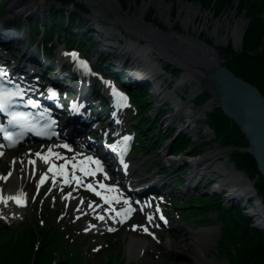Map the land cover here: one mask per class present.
Segmentation results:
<instances>
[{
  "label": "rangeland",
  "instance_id": "obj_1",
  "mask_svg": "<svg viewBox=\"0 0 264 264\" xmlns=\"http://www.w3.org/2000/svg\"><path fill=\"white\" fill-rule=\"evenodd\" d=\"M14 1H16V3H13ZM28 1L29 0H0V7H4L6 5L7 7H10L12 4L15 5L22 2H25L23 4L28 5ZM71 1L73 2L70 3ZM71 1H68L65 4L76 5L75 7H72V9L75 10H72V13L79 9L83 12H79L80 15L89 14V11L85 9L82 4L78 5L79 3L74 0ZM122 1L131 13L139 14L140 12L142 13L143 11H147V13L150 14L149 18L151 21L156 23L161 22V24L167 22V19L165 20V18H163V13L159 10V8L146 5L147 0ZM174 1L177 2L175 5L176 7H173V10H171L172 12L169 11V14L175 15L177 19H180V0ZM189 1L201 2L198 0ZM53 2L52 6L46 10L45 13L41 12L42 15L54 12L56 16L57 21L49 27L47 36H51V34H49L51 32H53L52 35H55L57 31L60 32V38L57 39V35H55L54 39L49 40L48 44L50 45V49L56 51L60 47H67L70 51L77 50L87 58L88 56H92V52L95 53L94 57L96 55L98 56V52L96 51L99 50L94 51L93 49L95 47L93 48V46L97 45L98 48H101V45L94 41V36L96 35L94 28L84 31L88 25H83L80 23L81 21H77L78 14H75L73 15L74 23L77 22L78 25L82 24V33L74 34L73 28L66 32L65 30L67 29V24L69 22L68 18L70 17H68L67 14L69 11L66 13L64 9H57L59 0H54ZM215 3L216 0H208L205 5L201 3L204 8L213 9L215 14L214 18L210 16L198 18L200 23L204 22L206 29H204V32L201 31L202 35L205 33V36L203 35L204 37L202 36V38H206V40L208 39L212 43L215 42L213 41L215 39L208 33V30L215 26V17L225 19L228 18L231 23L234 24V18L232 16H226L225 12H228L227 10L230 8H236V18L244 13L248 19V22L244 27L243 41L241 45L238 46L233 39H230V41H225V44L223 43L222 46L218 47L223 50L224 57L228 60V63L232 61L233 57H236L239 54L254 57L253 55L260 53L258 50L255 51L250 49L249 44L247 43V31L251 22L255 20L258 15L260 16L261 14L264 17V0H231L230 3H227L226 5L223 4L220 7L215 6ZM216 8H219V12H215ZM17 12L23 14L28 13V11L24 9L13 12L11 14V19H13V21H15V19L12 15H17ZM23 14L22 17L24 16ZM89 16H92L91 13ZM37 21L38 20H34V23H37ZM62 21H64V23H61ZM222 21L224 22V20ZM101 22L103 23V21ZM16 25H18V22ZM168 27L170 26H167L166 28ZM223 29L224 27H222V30ZM35 31L36 32L33 36L34 39L39 37L40 29L38 23ZM218 31H220V28ZM224 31L228 32L227 28L224 29ZM64 37L67 38L63 40ZM38 39L40 40V42H38V45L40 46L39 49H42L44 39L42 37ZM10 46L11 47L8 49L7 46H4V53L11 56L13 60L16 57L18 58V56L21 57L22 52L25 50L28 54H31L34 49L37 50V46L33 47V43L29 49H27L25 44H22L23 47L21 49L18 48L19 50L14 49V41L11 42ZM223 47H228V49H230V59L228 58L230 56L225 53ZM261 48V53L264 56V46ZM39 58L41 61L43 60L41 56H39ZM102 58L103 56H99L93 60L97 59V61L102 62ZM168 61V59L163 58V63L166 64L164 66L166 68V72L157 76V79H159L160 82H163L164 92L175 87L174 83H177V79L186 73L184 69H181ZM23 62L27 63L26 57ZM97 65L99 66L100 63L97 62ZM247 67L249 68V72L239 70V76H245L244 78H246L247 76L245 74H249L256 82L259 79V74L257 72V69L259 68L258 63L254 67L251 65H248ZM105 70L109 71L108 69ZM106 75V78L109 76L115 77L118 85L126 89L127 93H129V95L131 94V98H134L133 103H129V107L124 110L119 117L121 120L119 125L121 128L120 130H116L114 127L117 125L118 120H112V123L110 125L108 124V122L112 119L111 115L112 112L115 111V107L108 108V104L105 102L102 103V105H105V110H101L103 113V119L100 120L101 130L98 131L100 134H103L106 131H109L107 129V127H109L115 138L123 137L127 131H137V136L135 134L136 139H140V143L138 142L139 147L136 151L137 154L130 155L132 146H134L133 144L130 146L128 152V158L130 159L129 162L132 161L138 170L134 173L135 176H132V179H138L137 181L139 182L147 176L149 179L146 181L151 182L152 174L177 178L179 176L177 172L183 171L185 173L187 169H190L188 163L181 164L180 167H175L179 163L164 165L161 160L164 159L166 155L175 154L179 157L196 158L205 156V154L211 151L216 152V150H223L227 148L222 147L215 141L216 135L213 132L214 129L212 127L209 129L206 122L207 119L203 118L197 120L198 128L193 132V139L181 134L175 139L172 146L164 152V145L168 143L170 139L174 138L177 132L176 128L164 127L161 131L164 135H160V141L152 146L151 143L155 140L152 142L151 139L154 137V133L158 131L156 128L157 125H159L161 118L167 115V112L169 115L168 110L173 109L170 108L169 104L165 105L164 103L159 107L163 108V111H158L157 107L155 108V105L160 103L161 99H157L155 95L148 91L147 88L140 90L138 86L135 88L133 85L123 86L121 83L122 79L118 76H114V73H108ZM255 82L254 84L259 86V84ZM131 83H133V81ZM190 88H192L191 83L185 85L184 88L181 89V91H185V94H182L183 92L179 91V97L183 100H189V96H187V94L190 93ZM260 89L262 90L261 87ZM67 91L68 89H66L64 93ZM88 94L91 99H94V96L97 95L95 105L100 102L98 85L94 89L93 86H90ZM73 95L75 94L73 93ZM199 95L194 100H191L192 108L197 110H199L205 102L202 98L206 96L208 99L211 98L209 92H202L201 95ZM215 107L216 106H213L206 112L209 114L215 110ZM108 114L110 115L108 116ZM151 116H154L157 122L155 121L150 124L147 118L151 119ZM62 117L64 118V116ZM178 118L179 119L175 118L177 120H175L176 125H178L181 121L184 123V120L189 122V118L186 116ZM61 120L63 122V119ZM135 123H137V125L131 127V125ZM151 132L153 133L149 135ZM179 140L183 141H180L179 143ZM53 141L57 142L61 140L56 138ZM53 141L29 142L19 147L5 150V156H0V184L2 178L1 175H7V172L15 161L19 158L24 159L26 156H34L35 151L37 150L41 151L48 149L49 145ZM80 141L86 142L87 138ZM71 147L72 150H63L66 152L83 150L77 144H73ZM235 147L241 148L236 150H239V152L243 154H251L249 151L242 150L243 147H249V143L246 146ZM232 151L233 150L223 151V153L217 156L215 163L211 164L210 168L214 169L215 164L219 162H225L228 166H231L232 162L230 154ZM142 155H149V159L145 161V159L142 158ZM15 157L18 159L14 160ZM109 159H111V157H109ZM16 164L18 168H22L21 162H17ZM114 167L115 165L113 164L110 167H107L106 170L114 172L116 171L114 170ZM39 174L40 172L38 170L29 171L26 173L25 178L21 179L28 190V200L24 205H10L9 208L6 207L5 209L0 207V264H33L35 261V253L37 250L42 249L44 245L46 246L47 243H50L51 246H56V244H58V251L49 259L47 264H55L56 262L63 263L64 261L62 258H68L78 264H195V259L191 253L199 251L197 249L198 244L202 246L200 251L201 254L208 259H211L212 257L216 259H225L229 263L233 264V260L240 255L243 247L249 244L255 236V230L250 228L251 226L249 227L251 224L244 216H241L242 211L237 210V206L241 205V202L237 204L227 202L225 198L227 193L226 190L214 193L209 191L213 182L222 179V176L220 177L217 174L210 178L206 186L203 185V182L209 178L203 179L199 185H197L196 190H188L186 193H180V191L176 188L170 193L153 190L145 195V199L151 200L152 202L151 210L154 212V215L157 217L156 209L158 206L163 208L170 218V223L173 226H178V229L160 226V221L157 219H154L153 221L150 220V222L145 219L147 213L146 210L144 211L136 208L129 211L126 221H120L119 218V221L115 222L110 217L111 211L109 209H105L106 205L104 203L98 204L97 202L101 200V197H99L97 192H94L92 189H96L94 186H99V184H94V186L89 187L88 190L84 187L85 185L90 184L81 182L80 180L77 182V179L69 180L59 178L56 181L48 180L46 182H40ZM120 174L121 172L117 171L115 175L106 177L104 173H98V175L95 176L87 175L86 178L88 181L97 179L98 182H100V180L115 182L117 184V191L121 193L124 192L125 189L122 188L121 185V187L119 186L115 178V176L119 177ZM185 176L187 175H183L181 179ZM119 179H121V177H119ZM177 180L180 181L179 178ZM182 187H184V189L186 188L185 186ZM132 199L134 201H141L139 198ZM251 202L253 203V200ZM236 210L237 214L234 218L232 213H236ZM133 225H135V227ZM150 232H155V235H152ZM31 233L34 235L33 241L31 244H27L26 239L28 241ZM131 236L142 237L145 239L146 242L141 251L134 249V246H132V250L128 251L127 244ZM187 238L190 239L189 243H187ZM57 239H59V241ZM30 248L33 252L28 254L27 249Z\"/></svg>",
  "mask_w": 264,
  "mask_h": 264
},
{
  "label": "bare ground",
  "instance_id": "obj_2",
  "mask_svg": "<svg viewBox=\"0 0 264 264\" xmlns=\"http://www.w3.org/2000/svg\"><path fill=\"white\" fill-rule=\"evenodd\" d=\"M53 1L54 0H29L28 5L23 4L25 2H22V3H17L15 5L12 4V7L10 8L13 9L14 12L24 9L28 11V13H32L34 17L41 18V16L45 15V14L42 15L41 12L45 13V11L52 6V4L54 3ZM81 1L87 3V7H89L90 13L92 15L91 19H94L97 23V26L100 25L101 27L97 29L102 33L100 36H102L104 39L106 38L107 41H109V46L112 49V52H114L113 57L108 58L109 63L112 62L115 63V61L117 60L124 62L126 65L127 63L126 60L130 59L131 65L135 67V69L130 70L132 73L137 72L136 68H138L140 70L147 71L144 74H150V76L153 77H157V75H161L164 71L166 72V68L164 67L166 64L163 63V57L160 56V53L161 52L165 53V51L170 52L171 50L172 52L178 51L182 54L185 53L189 54L193 50L194 41L196 42L199 39L206 40V38H202L203 35L205 36V33L203 35L201 34V31L204 32L205 29L204 22L200 23L198 18L199 17L205 18L207 16L214 18L215 15L213 9L211 10L204 8V6L200 2L198 3L196 1L180 0V7H181V9L179 10L180 19H177L175 15L169 14V11L173 10V7H176L175 5L177 2H175L174 0L172 1L147 0L146 3L147 6L151 5L159 8V10L163 13L162 15L163 18H165V20L167 19V22H165L164 24L170 27L166 28L167 26L161 24V22L158 23V26H160V28H162L164 31L169 32L168 33L169 41H168L167 39L158 36V34L152 30V26H149L147 24L148 22L151 21L149 18L150 14H148L147 11H144L142 13L140 12L139 14L131 13L130 10L124 5L122 0H81ZM13 3H16V1H14ZM119 5L121 7H119ZM124 8L127 13L123 12ZM227 11L228 12H225V15L232 16L234 18L235 23L232 24L230 19L228 18L225 19V18L215 17V26L212 29L208 30V33L211 34V36L215 39L213 41H215L218 44L217 46H222L225 41L228 42L230 41V39H233L236 43H238L243 38L244 27L247 24L246 16L244 14H241L236 18L235 17L236 8L234 10L230 8ZM72 14H76V13H72ZM81 19H83L82 21L86 22V20L83 17ZM47 20L50 21L49 18H47ZM222 20H224V22ZM4 21L7 22L9 25L13 24V20L12 19L9 20V17L8 19L5 18ZM101 21H103V23ZM30 23H32V21ZM71 23L74 24L73 21ZM0 26H1L0 27V54H1L0 57L2 59H5L6 57L4 58V56H2V54H4L5 52L4 46H8L9 44H11V41L9 40L12 39L14 33L10 34L12 28H8L9 26L4 25L3 23L0 24ZM222 27H224V29L227 28L228 32L224 31V29L222 30ZM219 28L220 31H218ZM96 39L97 37L94 36V41H96L97 43ZM207 42L212 44L210 40H208ZM44 46H46V44H44ZM96 47L97 45L93 46L94 49L92 48L94 51L99 50L96 51L98 52V56L96 55L95 57H94L95 53L92 52V56L94 58L101 56L102 55L101 53H103L102 51H100L101 50L100 48L98 47L96 48ZM18 48L21 49L20 43L18 44ZM65 50L69 52L67 47H63V48L60 47L59 49L56 50L55 56L53 57L57 64L62 63L63 61L64 63L66 62L64 65L65 68L64 67L62 68V72H64V70L66 69V76H68L69 79H71V83L75 84L80 82L81 80H79L78 77L83 78L85 81L90 78H93L92 75L94 74H91V76L86 77L88 75L89 69L92 72H95V69L90 67L89 59L86 56L84 58L83 56L73 57L71 55L72 52H70L69 54H65L67 55L65 56L62 54V52ZM47 52L53 53L49 48H44L42 53L43 55L47 56L46 54H44ZM27 57H28L27 59L29 60V58L34 57V55L33 53H31V55L28 54ZM166 57L171 59L167 54ZM175 58L180 60L179 55H176ZM21 60L24 59L22 58ZM81 61H87V66L83 65ZM168 62L171 63L170 61ZM22 64L28 65L25 62H22ZM182 64H184V62ZM51 67H55V66H51ZM97 67L98 65H96V68ZM194 67L199 72L201 69H205V66L201 65L199 61L194 65ZM51 70L54 71V68H51ZM195 79L198 80L199 78L196 75L194 76L193 75L190 76L189 74L188 76L183 75L179 79H177V83L175 87H173L171 90L169 89L166 90V92H163V97L166 96L165 98L168 97L176 101L175 105H173L175 107V112L172 113L171 117H168L166 119L168 120L167 123L168 124L175 123L176 120L175 118L179 119L178 117L182 118L183 116H186L189 118L188 119L189 122H186V120H184L185 121L184 123L181 121L182 124L177 125L178 128L181 130V132H184L182 126H185V128L190 129V131H192L193 133L198 128L197 120L201 119L203 115V110L200 109L197 110L192 108L191 106V100H194L197 97L196 94L197 88L193 90V87L199 85L198 81H196ZM104 83L108 90L110 88L112 89L111 86L112 82L111 84H109L107 81H105ZM190 83L192 84V88H190V93L187 94V96H189L190 99L183 100L181 97H179L178 93L179 91H181L182 88H184L185 85ZM162 85L160 84L158 86L159 89L162 88ZM183 92H184L183 94H185L184 90ZM81 99L85 100V97ZM124 102H125L124 98H122L121 103H119L118 101L119 108L118 110H116L117 115H119V113L124 108L123 107ZM168 103L169 102H167L166 105H168ZM117 143L120 144L122 142L118 141ZM65 144L66 143L63 142H52L49 145L48 149L35 151L34 156H26L24 159H20V158L18 159L17 157H15L14 160L17 159L18 160L14 162L12 167H10L9 171L7 172V175L5 174L1 175L2 178L0 184V207L5 209L6 207L9 208L10 205H21V204L24 205L26 203V201L28 200V190L21 179L22 178L24 179L26 173H28L29 171L38 170L40 172L39 174L40 182H44L48 180L56 181L59 178L61 179L66 178L69 180L79 178L81 182H87L91 186H94V184H99L97 179L88 181L86 178L87 172L89 170L88 167L90 165L89 161L91 160L88 159L83 160L82 157L79 156L80 152L77 153L72 152L70 154L64 153L63 148H67L65 147ZM3 145L4 144L0 141V151H2ZM168 147H171V145L170 144L166 145L163 148V151L165 152ZM82 149L87 150L88 148H82ZM38 152L41 153V155L38 156L37 155ZM56 153H59V155H55ZM221 153H223V150H216V152L211 151L205 154V156L191 158L190 161H192L194 165H200L204 167V169H206L211 175L217 174L220 177L222 176V179L218 181L219 187H223V188L225 187L229 190L240 188V191L243 192L247 191L252 193L253 186H251L248 180L244 176H241V174H239L238 172H235L232 169V167L228 166L225 162L216 163L214 169L210 168L211 164L215 163V159ZM2 154H4L5 156L6 153L2 152ZM45 155H47V159L44 158ZM174 157L181 158L175 154H173V157L170 158H174ZM182 158H186V157H182ZM55 159H58V161H55ZM17 162L22 163V168L17 167L16 164ZM53 162L55 163V168H52L50 166V164H52ZM167 162H172V159L171 161L168 160ZM61 165H63L62 168L60 167ZM79 171H81L82 174H78L77 172ZM137 171L138 170L136 168L134 167L130 168L127 166L122 171L123 176L119 182L123 184L125 182L131 183L136 181V179H132V176H135L134 173ZM105 173H107V175H105ZM105 173L104 175L106 177L112 175L111 173L108 172ZM42 176L44 177L43 180H41ZM189 176H191V174ZM53 177H55V179H53ZM137 184L139 183L137 182L131 184V189L133 191L137 189L135 187ZM142 186L143 185L139 186L138 188H142ZM96 189L99 192L104 193L105 197H107L108 199H110L116 194H119L118 191H114L112 189H104L100 185ZM17 195H19L21 199H23L24 203H17L16 200L12 198ZM127 201L129 202L130 200ZM262 202L263 201L258 199L256 202V206H253L251 211L257 214V218H259L260 221L264 222V205H263L264 202L263 203ZM125 204L127 205V203ZM149 208L150 206H148L147 212L151 213V209ZM110 217L112 220L117 218L116 215H112V214H110ZM186 240L187 243H189L190 239L187 238ZM145 242H146L145 239L142 237L131 236L127 244V249L128 251L132 250V246H134V249H137V251H141V249L145 245ZM197 247L199 251H197L196 253L193 252L191 253L193 258L195 259V264H222L220 262L209 261L208 258L205 257L200 252L202 246L198 244Z\"/></svg>",
  "mask_w": 264,
  "mask_h": 264
},
{
  "label": "water",
  "instance_id": "obj_3",
  "mask_svg": "<svg viewBox=\"0 0 264 264\" xmlns=\"http://www.w3.org/2000/svg\"><path fill=\"white\" fill-rule=\"evenodd\" d=\"M81 2L85 3L84 1ZM85 4L87 5V3ZM119 7L121 6L119 5ZM123 12L127 13L125 8ZM246 20L248 22L247 18ZM147 24L152 26V30L156 32L158 36L169 41V32L160 28L158 23L150 21ZM242 41L243 40L239 41L237 45H241ZM217 45L216 42L211 44L206 40L199 39L196 42L194 41L193 50L189 54H182L178 51L172 52L170 50V52H161L160 56L168 59L179 68L184 69L186 76H188V74L190 76L196 75L199 78L198 80H196L197 78L195 79L198 81L199 85L193 87L194 89L197 88L196 93L209 92L211 95L208 102L199 108L203 110L202 118H205L206 111H209L213 106L221 107L224 113L237 123L242 133L245 135L246 140L249 142V147H243L242 150L249 151L253 154L257 161L259 171L264 177V93L259 86L239 76L229 67L228 60L224 57L223 50ZM166 54L171 59L166 57ZM176 55H179L180 60L175 58ZM198 61L201 65L205 66V69H201L200 72L194 67ZM183 62L184 64H182ZM137 77L143 78L139 74H137ZM236 149L241 148L227 147L223 149V151ZM230 167H232L235 172L241 174V176H244L251 186H253V191L252 193L249 192L247 195L245 204L248 205V199L250 197L254 198V203L251 206H247L248 210L247 212L245 211V213L257 215L251 211V209L256 205L258 199L264 202V198L259 195L255 187V181L243 170L237 169L234 163H231ZM239 196H241L240 188H235L233 190L230 189L226 197L229 200H234ZM251 225L252 227H261L264 229V222L260 221V219ZM212 258L208 260L220 262L222 264H231L225 259Z\"/></svg>",
  "mask_w": 264,
  "mask_h": 264
},
{
  "label": "trees",
  "instance_id": "obj_4",
  "mask_svg": "<svg viewBox=\"0 0 264 264\" xmlns=\"http://www.w3.org/2000/svg\"><path fill=\"white\" fill-rule=\"evenodd\" d=\"M60 1H62L63 3H67L68 1L71 0H60ZM198 1H201V3L205 5L207 4L208 0H198ZM230 1L231 0H216L215 6L220 7L223 4L226 5L227 3H230ZM83 7L89 11V8L86 5H83ZM218 9L219 8H216L215 12H219ZM80 17L81 16H79L78 14L77 19H80ZM61 23H64V21H62ZM32 29L34 30L35 27L33 26ZM247 43L249 44L250 49L255 51L258 50V52L260 53L253 55L254 57L245 56V54H239L236 57H233L232 61H230L228 65L233 71H235L238 74L239 70H243V71L245 70L246 72H249L248 70L249 68L247 66L251 65L252 67H254L258 63L259 68L257 69V72L259 74V79L256 82L249 74H245V75L247 76L246 78L248 81L251 82L253 81V83L255 82L259 84V86L262 88L264 92V56L261 53L262 52L261 47L264 46V17L261 14L260 16L258 15L257 18L251 22V25L247 31ZM223 49L225 53L228 54V56H230L228 57L230 59L231 58V55L229 54L230 49H228V47L227 48L223 47ZM206 97L202 98L205 102L208 99V97L207 98ZM147 120H149V122H152L150 121L152 120V118L151 119L147 118ZM206 122L210 127L214 129L216 135L215 141L218 142L222 147L246 146L249 143L246 140L245 135L242 133L237 123L234 122L231 118H229L224 113L221 107L218 106L215 107V110L207 115ZM180 141L183 140H179V143ZM134 150H137L136 146L134 147ZM230 159L238 169L243 170L252 180L255 181V187L258 190L259 195L264 198V177L261 175L259 171L257 161L253 156V154L252 153L243 154L239 152V150H233L230 154ZM237 208L236 209L240 211H242L241 209H243L239 205L237 206ZM237 210L236 213H232L234 218L237 214ZM241 216H244L249 223L252 222L251 218L248 217L247 215L242 214ZM250 226L251 225H249V227ZM250 228L255 230L254 231L255 236L253 237L252 241L249 244L243 247L240 255L233 260V264H264V231L262 229L254 228L252 226ZM33 238L34 235L31 233L28 241L26 239V243L31 244ZM57 240L59 241V239ZM57 251H58V244H56V246H51L50 243H47V245L46 246L44 245L42 249L37 250V252L35 253V261L33 264H47L49 259L52 256H54ZM30 252H33L32 249L31 248L27 249V253L30 254ZM62 260L64 261L63 263L56 262L55 264L77 263L69 260L68 258L66 259L62 258Z\"/></svg>",
  "mask_w": 264,
  "mask_h": 264
},
{
  "label": "snow or ice",
  "instance_id": "obj_5",
  "mask_svg": "<svg viewBox=\"0 0 264 264\" xmlns=\"http://www.w3.org/2000/svg\"><path fill=\"white\" fill-rule=\"evenodd\" d=\"M71 55L73 57H78V53L77 52H72ZM81 63L85 66H87V61H81ZM109 84H111V81L108 82ZM50 91L55 95L56 94V90L55 89H50ZM115 91L117 93H119V95L124 96L123 93L119 92V89H115ZM23 91L22 90H11V89H6L3 87V85H0V107H4L5 106V101L6 100H10L12 96H16V95H22ZM29 103H32V101H29ZM131 137L130 136H125L123 139L124 141H128ZM65 147H69V145L65 144ZM110 147H117V145H110ZM37 155H41V153H37ZM55 155H59V153H56ZM45 159H47V155L44 156ZM90 160L95 159V163L98 166H101V162L99 159H96L94 157H89ZM61 168L63 167V165L60 166ZM100 170H102V166L100 167ZM105 175H107V173H105ZM44 177H41V180H43ZM53 179H55V177H53ZM77 182H79V178H76ZM88 187H91V185H88ZM104 187L106 188H115V185H104ZM93 191H96V189H92ZM97 195H102V193L97 192ZM13 199L16 200L17 203H24L23 199H21V197L19 195L12 197ZM7 199V198H5ZM135 227V225H133Z\"/></svg>",
  "mask_w": 264,
  "mask_h": 264
},
{
  "label": "flooded vegetation",
  "instance_id": "obj_6",
  "mask_svg": "<svg viewBox=\"0 0 264 264\" xmlns=\"http://www.w3.org/2000/svg\"><path fill=\"white\" fill-rule=\"evenodd\" d=\"M201 3V2H200Z\"/></svg>",
  "mask_w": 264,
  "mask_h": 264
}]
</instances>
